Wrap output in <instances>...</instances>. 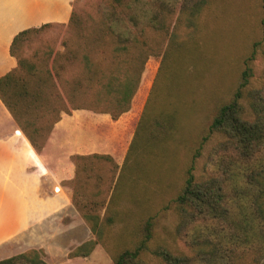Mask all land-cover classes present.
I'll return each instance as SVG.
<instances>
[{"label":"trees","instance_id":"trees-1","mask_svg":"<svg viewBox=\"0 0 264 264\" xmlns=\"http://www.w3.org/2000/svg\"><path fill=\"white\" fill-rule=\"evenodd\" d=\"M209 4L210 0H100L92 11L73 12L62 52L54 42L40 40L55 27L51 23L14 37L10 55L17 66L0 77V100L38 153L62 114L85 110L117 121L128 113L148 59L163 55L123 166L105 154L72 156L73 204L96 240L79 246L71 258L88 257L98 243L105 244L106 229L123 214L118 207L125 187L143 178L146 163L155 164L163 152L170 155L169 142L184 103L180 85L196 46L199 18ZM254 59L255 51L238 89L217 108L202 141L213 134L225 137L215 153L217 175L197 179L192 165L174 199L176 235L189 254L153 244L154 218L142 217L141 237L119 251L112 264H264V87L245 94L252 76L249 62ZM0 264L48 263L42 250L31 249L0 259Z\"/></svg>","mask_w":264,"mask_h":264},{"label":"rangeland","instance_id":"rangeland-1","mask_svg":"<svg viewBox=\"0 0 264 264\" xmlns=\"http://www.w3.org/2000/svg\"><path fill=\"white\" fill-rule=\"evenodd\" d=\"M99 2L100 0H0V26L13 24L17 28L20 26L21 30L36 28L48 24L41 19L49 16L53 20L49 23L55 27L42 35L40 40L43 43L54 42L57 50L62 52L64 48L61 41L73 12L84 14L92 11ZM178 16L179 10L174 15L173 26ZM11 18L14 23L10 21ZM148 34L150 41L155 43V36ZM195 41L193 60H190L188 71L184 74L185 80L180 85L179 94H182L184 103L178 109L180 115L174 131L175 137L169 142L170 155L167 157L168 152H163L155 164L146 163L145 169L148 172L141 176L143 178L138 183L125 187L121 196L122 204L118 207L123 210L122 216L117 217L114 224L106 229L105 244L98 243L88 257L69 256L85 242L95 241L96 237L73 204L72 180L75 177L62 182L71 190L68 193L72 207L84 223L86 233L79 239L83 241L77 245V237L63 233L62 238L70 239L63 241L62 247H57V242L54 241L56 239L49 236L51 248H47V255L45 249H38L44 252V259L48 264H112L119 251L132 247L141 237L142 217L154 218L153 244L189 254L185 242L176 235L179 218L174 199L181 191L187 171L192 165L197 179L217 175L215 153L220 152L225 137L213 134L205 142L202 141L217 108L231 99L238 89L246 62L253 51L255 59L249 62L252 76L245 94L264 87V0H210L199 18ZM167 45L168 42L163 52ZM33 47L34 45L31 49H26L25 57L30 56ZM162 57L163 55L151 56L148 59L131 110L117 121H113L110 115L91 111L62 114V120L55 125L44 149L38 153L31 145L36 153L42 154L49 142L50 152L64 156L62 160L48 161V168L54 177L59 175L63 178L59 165L73 161L72 156L77 150L110 155L119 168L123 166L137 124L159 76ZM12 58L14 64L7 61L0 64V77L17 66V60ZM179 60L182 65L181 58ZM242 104L248 114L250 111L245 97ZM6 111L12 117L7 108ZM11 119L16 123L13 117ZM16 125L18 126L17 123ZM15 134L29 141L19 126ZM2 162L5 165L0 166V259L35 249L31 248L34 242V232L31 231L41 226L31 225L29 221L36 216L44 218L45 213L44 207L29 208L33 207L34 196L37 195L35 190H24L30 182L28 179L34 174L32 168H22L19 172L6 165L10 160ZM94 185L93 181L89 188ZM45 188L49 190L51 187ZM48 190L42 189L39 196L48 195ZM138 202L140 206L136 204ZM98 214L103 219L105 209H101ZM47 220H51V223L48 222L44 227L51 229L56 221L53 218ZM67 223L69 220H60V228L65 229Z\"/></svg>","mask_w":264,"mask_h":264},{"label":"crops","instance_id":"crops-1","mask_svg":"<svg viewBox=\"0 0 264 264\" xmlns=\"http://www.w3.org/2000/svg\"><path fill=\"white\" fill-rule=\"evenodd\" d=\"M41 20L44 21V23L53 22L49 16H45ZM10 21L14 23L13 18H11ZM16 28L17 27H14L13 24L10 26H0V64L4 61L12 62L14 64V60L9 53L11 43L19 32L28 29L24 28L21 30L20 26L17 29ZM11 118L12 117L6 111L4 104L0 100V166L5 165L2 162L5 159L10 160V162L6 165L12 166L19 172L22 168H25L26 170V168L30 166L29 168H32L34 174L28 179L30 182L27 183V187L24 190H35L37 195L34 196L33 207L29 208L32 209L35 206L45 208V213L43 215L44 218L40 219V216H36L34 219L29 221V224L31 225L41 226V228L36 227L34 231H31L34 232V242H32L31 248L45 249L44 251L47 255V248H51V244H49V236L56 239L54 241L57 242L55 244L56 246L58 245L57 247H62L63 241L70 239L68 237L62 238L63 233L77 237L78 241L76 240V245L81 243L83 240L79 239L82 238L84 233H86L85 227L83 226L84 223L80 220L78 213H76L72 207L73 205L69 194L71 191L70 188L62 184L65 180H71L75 177V163L73 161H70L69 163H60L59 170L63 178H60L59 175L54 177V175L50 172L51 169L48 168V161L62 160L64 156L58 154L57 152H50L49 142L42 154L36 153L28 140L22 139V137L15 134L18 130V126ZM5 150L8 151V153H6ZM75 153V155L82 156L94 154L79 150ZM45 178L46 180H44ZM45 186L48 188L50 186L51 188L48 190ZM42 189L48 190L50 193L43 197L39 196V192L42 191ZM48 218H53L56 221L51 229H46V227H44L49 224L48 222L51 223V220H47ZM60 220H69V223L65 225V229L60 228Z\"/></svg>","mask_w":264,"mask_h":264}]
</instances>
